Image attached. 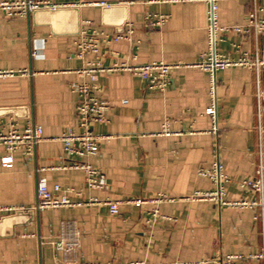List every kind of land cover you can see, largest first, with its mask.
<instances>
[{
    "label": "crops",
    "instance_id": "1",
    "mask_svg": "<svg viewBox=\"0 0 264 264\" xmlns=\"http://www.w3.org/2000/svg\"><path fill=\"white\" fill-rule=\"evenodd\" d=\"M45 1L65 12L49 19L0 13V129L11 122L21 131L40 125L45 137L32 157L17 153L8 167L0 146V208H17L0 220L34 211L33 218L21 214L0 223V264H219L228 255L243 256L239 264H264L257 258L264 253V193L244 184L264 167V68L219 70L211 94V74L194 65L209 48V0ZM216 4L222 27L246 24L256 8L264 17V0ZM149 14L168 21L150 29ZM89 21L111 36L130 24L135 32L83 60L76 46L81 33L72 32L93 28ZM216 45L233 60L245 54L264 59V35L228 30ZM97 61L106 68L123 62L173 66L164 91L150 90L132 72L100 74V97L111 104L108 121L91 124L104 138L99 154L82 160L105 174L103 189L87 187L84 171L69 168L81 159L68 157L59 140L81 131L74 86L89 82L78 71ZM213 103L216 120L206 113ZM218 161L229 178L222 201L193 199L196 191L218 189L199 174ZM40 178L51 189L60 185L57 195L67 194L76 205L35 210ZM162 195L171 200L157 201ZM91 198L119 202V214L104 203L78 204ZM241 202L258 205L235 204ZM60 243L74 246L66 252Z\"/></svg>",
    "mask_w": 264,
    "mask_h": 264
},
{
    "label": "built area",
    "instance_id": "2",
    "mask_svg": "<svg viewBox=\"0 0 264 264\" xmlns=\"http://www.w3.org/2000/svg\"><path fill=\"white\" fill-rule=\"evenodd\" d=\"M211 3L208 11L209 20V38H208V52L203 54L200 62L194 64L195 67L211 74V94H215L216 90V78L215 74L219 70H225L232 66H244L259 71L264 68V59L256 56L251 59L249 55L245 54L238 60H233L227 56L219 54L216 49L217 38L221 32L236 31L244 37L254 33L256 35H264V17H260L261 10L257 8L248 16L246 24L235 27H222L218 22V6L216 0H209ZM103 5H108L102 3ZM58 7L50 4L45 0H0V13H3L8 18L26 17L39 9ZM168 21L167 16L149 14L146 17V26L150 29L162 28ZM93 27L92 22H88ZM135 30L133 25H129L126 33L118 35H109L105 32H100L96 28H90L85 32H81L80 37L76 41L77 56L80 59H85L90 54H99L104 43L118 42L120 40H130ZM173 66L165 64L163 62H153L145 65L131 66L126 62L121 64H115L112 68L104 67L99 61L88 62V65L78 73L82 77H87L89 82H83L75 84L74 90L79 95V101L77 106V115L79 119V126L81 131H69L60 136L59 140L63 143L64 153L70 158H79L81 161L72 162L69 165L70 169L82 170L86 176V184L89 188L103 189L107 187V178L105 174L98 168L92 166L90 163L83 161L84 159L92 156H96L100 152V143L104 137L96 135L92 129V123H105L107 122V112L110 109V102L100 97L101 89L98 85L100 74L111 71H126L140 76L147 81L148 88L150 90L164 91L169 84L170 71ZM25 75L26 72H21ZM261 100H264V94L259 96ZM123 103H127L124 101ZM264 108L259 107V119L262 118ZM206 113L212 116L215 120L217 117V107L213 103L207 108ZM215 127V126H214ZM215 130L216 127L214 128ZM45 139L44 129L40 125L28 124L22 131L18 129L14 122H11L7 127L0 129V146L5 149L6 154L1 158V164L4 167L10 166L14 162V156L17 153H21L24 156L32 157L35 153L36 147ZM83 159V160H82ZM201 176L210 178L218 186L216 191L201 192L196 191L193 194V199L196 200H216L220 198L222 201L223 195H225V184L229 182V178L225 172V166L222 162L218 161L213 164L211 168H201L199 170ZM47 179L40 178L38 182L37 194L38 201L35 210L42 211L49 208H61L67 206H74V202L67 194L57 195L62 193L63 188L60 185H55L51 189L48 185ZM244 184L252 189H255L261 193H264V167L261 165L256 172L254 179L246 180ZM171 200L168 195L160 196L157 201ZM106 204L108 205L112 214H119L120 203L117 201H102L99 198H91L84 200L79 205H94V204ZM137 206L144 204V201L137 200ZM229 204V203H226ZM237 205H258V202H252L250 204L246 202L235 203ZM17 208H0V214L14 213ZM157 212V211H156ZM264 219V214H263ZM59 246L61 249L69 252L73 249L74 244H68L69 247ZM77 245V244H75ZM257 258L264 260V253ZM244 257L241 255H228L222 258L219 264H239ZM136 264V263H133ZM142 264V263H137Z\"/></svg>",
    "mask_w": 264,
    "mask_h": 264
},
{
    "label": "water",
    "instance_id": "3",
    "mask_svg": "<svg viewBox=\"0 0 264 264\" xmlns=\"http://www.w3.org/2000/svg\"><path fill=\"white\" fill-rule=\"evenodd\" d=\"M61 12H65V10L64 9H61V8H57V9H52V8H45V9H39V10H37V11H35V12H33L32 14H33V16H34V19H36L39 15H41V14H46L47 16H48V19L50 18V16L51 17H54V16H56V15H58V13H61ZM48 22H51V21H48ZM123 31V30H122ZM72 33H74V34H76V35H79L80 33H81V31L78 29V30H75L74 32H72ZM21 214H26L29 218H33V216H34V211L33 210H30V211H28V213L27 212H25L24 210H20L18 213H16V215H13V216H10V217H4V218H2V220H0V223L2 222V221H4V220H8V219H13L14 220V218L16 217L17 218V216H20Z\"/></svg>",
    "mask_w": 264,
    "mask_h": 264
}]
</instances>
